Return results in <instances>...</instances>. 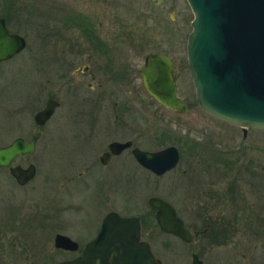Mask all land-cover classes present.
<instances>
[{
  "label": "rangeland",
  "instance_id": "obj_1",
  "mask_svg": "<svg viewBox=\"0 0 264 264\" xmlns=\"http://www.w3.org/2000/svg\"><path fill=\"white\" fill-rule=\"evenodd\" d=\"M0 16L10 33L19 34L26 41L24 50L0 63V146L36 129L33 116L48 95L61 102L46 123L35 153L16 161L33 163L36 180L18 189L10 183L7 171L0 169L1 228L6 229L7 219L32 223L29 233L49 236L47 248L52 252H38L52 260L47 264H53L74 256L53 252L55 234L67 235L83 246L96 235L103 217L114 211L139 218L141 239L149 243L161 264H191V253L198 242L189 246L162 233L154 209L147 203L150 197H159L185 213L190 204L183 199L181 167L156 177L143 170L117 172L112 166H100L98 158L105 141L128 136L125 130L122 134H104L100 142L91 143L87 160L80 161L81 153L88 149L82 126L75 124L77 120L86 123L85 117L78 116H89V127L96 128L100 135L102 129L120 123L112 124L115 121L107 114L110 108L128 101L141 110L137 131L144 139L142 146H154L157 137L160 145L155 147L180 145L182 135L205 142L214 139L212 144L215 141L222 149H231L233 158L240 156L236 170L264 169V131L247 130L244 135L240 127L221 123L199 108L187 66L186 43L193 17L187 1L165 0L156 4L151 0H0ZM59 16L70 21L63 27L62 35L68 37L72 48L61 47L63 43L54 45L52 33L60 28L55 24ZM88 25L92 32L87 30ZM91 42L105 44L104 52L100 46H91ZM150 52L168 55L178 66L176 91L187 107L185 113L163 108L146 93L139 80V95L133 96L129 79L114 81L107 73L97 71L106 65L112 69L127 63L129 67H140ZM57 57L61 58V67ZM85 66L88 70L74 77L76 70ZM92 76L97 79L92 81ZM79 78L89 81L95 92H110L104 105L98 103L93 110H84L91 105L75 103L83 100L85 94H74L71 86L64 85L65 79L70 82ZM26 99L28 113L22 109ZM22 122H27L26 131ZM166 133H174V137L168 139ZM91 158L95 159L92 163ZM91 165L95 167L90 171ZM84 169L87 171L80 175ZM238 239L236 260L222 245L214 250L208 264H243L239 262L242 253L249 258L244 264H264V242L255 237L250 242L243 234Z\"/></svg>",
  "mask_w": 264,
  "mask_h": 264
},
{
  "label": "water",
  "instance_id": "obj_2",
  "mask_svg": "<svg viewBox=\"0 0 264 264\" xmlns=\"http://www.w3.org/2000/svg\"><path fill=\"white\" fill-rule=\"evenodd\" d=\"M165 0H151L162 4ZM193 14L187 36L186 57L189 75L199 108L205 114L246 130L264 131V0H186ZM26 47L24 37L10 33L0 16V62L7 61ZM176 65L160 53H149L141 69L142 84L148 95L163 107L185 113L187 107L176 91ZM58 103L50 98L34 115L44 125ZM36 133L29 142L21 138L0 147V167H8L19 155L33 154ZM130 143L112 142L109 148L119 152ZM115 148H119L117 151ZM137 161L161 176L173 169L179 159L176 147L157 152L134 151ZM101 162L105 163L104 156ZM23 185L35 174V166L10 169ZM148 205L155 210L159 229L189 242L193 235L165 200L152 196ZM196 237L199 232L194 233ZM56 248L75 251L78 243L64 234H56ZM56 264H160L148 242L141 240L140 220L108 212L94 237L72 259ZM191 264H201L192 255Z\"/></svg>",
  "mask_w": 264,
  "mask_h": 264
},
{
  "label": "flooded vegetation",
  "instance_id": "obj_3",
  "mask_svg": "<svg viewBox=\"0 0 264 264\" xmlns=\"http://www.w3.org/2000/svg\"><path fill=\"white\" fill-rule=\"evenodd\" d=\"M69 22L70 21H68V19L63 20L61 16L56 19L55 24L56 26L59 25L60 28L59 30H57L56 28V31L52 33V36H54V45L58 46L63 43L65 44L61 46L63 48L74 47L71 42L67 41L68 37L66 38L62 35L64 31L62 30L63 27L69 24ZM87 30H90V32H92L90 25L87 26ZM89 44H91V46H100L103 52L105 50V44L103 43L93 44V42H91ZM162 55L169 57L165 54ZM56 61H58L61 67V58L57 57ZM125 65L126 66H116L112 69H110L109 65H106L104 69L102 68L101 70H99V68H97V71L100 74L107 73L110 80L125 81L124 79H129L130 84H132V86L129 87H132V91L134 92L133 96L139 95L140 87L138 86H143L141 69L144 65V61L143 65H141L140 67L136 64H133L132 67H129V63ZM177 67L178 66L176 65V70ZM88 68V66H85L79 70H76V74H74V77L78 78L80 74L86 72ZM95 79H97V77L92 76L91 80L93 81ZM137 80H139L140 85H138V83L136 82ZM69 86H71L72 93L78 95H82L83 93L85 94L83 100L79 102L78 100L75 101V103H84L87 105H91L89 107L86 106L84 110H93L98 103L104 105L105 98L110 93L106 90L95 92V90L91 88L90 82L85 78L75 79L70 82H66L65 79L64 87ZM129 92L132 94L131 90H129ZM50 98L58 103L55 110L60 107L61 102L48 95L44 105L38 111L46 106L47 101ZM27 99L25 100V103L22 107L23 111H25L24 113H28L27 111L29 110V100ZM167 110L173 111L170 109ZM110 111L111 112H108L107 114L109 117H113L112 120H114L115 122H113L112 124L118 121H120V123H118L117 125L114 124L113 127L108 126L107 128L102 129V133L100 135L95 132L97 130L96 128L89 127L90 122L87 123L88 118H90L89 116H78L79 119L81 117H85L84 120L86 121V123L82 122V120H77L75 124H79L82 126L81 129L83 130L84 135L83 139L86 140L85 142L88 149L87 153H81L80 161L87 160L91 143L100 142L104 134H122L125 130L129 132L128 136L112 138L108 141H105V147H102L100 149L101 153L98 158L100 166H112L111 168L113 169V171L117 172L127 171L129 173H135V171L138 172L143 170L156 177H162L167 174V172L161 176H158L150 170L146 169L137 161L134 151L138 149L143 152L153 153L163 150L169 146L176 147L179 153V159L176 166L168 171V173L174 170H178V167H181L179 169V173L182 176V181L180 183L181 187L183 188V199L185 200V203L190 204V207H188V209H185V213H181L176 206L168 201L167 202L174 208L176 216L181 219L183 225L193 235V238L189 242H186L172 234H164L177 238L181 240V242L189 246L193 245L194 242L197 241V248L196 250L194 249L195 252L191 253V259L192 255L195 254L201 261V264H208L214 250L217 247L224 245L229 248V256L236 260V257L239 254V251L237 249L239 243L237 242L239 240L238 237L240 236V234H243L250 242L254 240V237L256 240L264 242V169L256 171H250L246 169L244 170V172L236 170L235 168L237 166V162L241 160L239 159L240 156L233 158L234 152L231 149H226L225 147L224 149H222V145H218L215 141L214 144H212L214 139H211L212 141L209 140V143V141L205 142L204 139H194L189 138L187 135H182L180 145L166 144L162 147H155L160 145L159 137L155 136L157 137L155 138L157 142H155L154 146H142L144 139L142 138V134L137 131L141 118L140 107L132 105L128 101H123L121 105H118L117 103L114 104V106L110 108ZM86 114H90V112L86 111ZM33 122L36 125L35 130H33L31 133L27 131L29 133L26 132V135L16 136L13 138V140L21 138L23 139V141L29 142L33 139L34 134L37 133L39 136L37 137L35 142L36 151L37 143L43 136V131L47 122L44 125L39 126L35 123L34 116ZM27 126V122H22V128H24L25 131L28 128ZM240 129L243 130L242 128ZM242 132L245 135L247 130L246 132ZM173 134L174 133H166L168 139L173 138L174 136H171ZM12 141L7 143L6 145L10 144ZM112 142L130 144L128 147H125L122 150H118L119 148H115V150H118L119 152H113L109 148V145ZM149 145H153V143L150 142ZM33 154L19 155L11 162L10 166L0 167V169H4L7 171L8 177L10 176V183L14 187L21 189L27 187L29 184L33 183L36 180V167L33 178L23 185H20L16 181L10 171V169L15 166L28 168L30 165H34L33 163L25 164L16 162L19 158H25ZM101 156H104L106 161L105 163L101 162ZM94 160L95 159L91 158V163L94 162ZM94 167L95 166L91 165L90 171ZM86 171L87 170L84 169L80 172V175L84 174ZM1 225L3 224L0 223V264H19V261L22 258H25L22 264H47L48 262L50 263V261H52L49 258L46 259V257L41 252H38V250L42 252H52L47 248V242H50V240L48 239L49 236L44 234L40 235L29 233V231L33 229H29L30 226H33L32 223H26L20 219H7V223L5 224L6 229L1 228ZM195 232H199L200 236L196 237L194 234ZM94 237L87 241L83 246H80V244L78 243V249L75 251L56 248L53 238V252L55 253L56 251L57 253L61 251L63 253H73L74 256L72 258H75L81 253L82 249L87 245V243L94 239ZM40 242L41 244H39ZM72 258H65L63 260ZM240 258L241 259L239 262L243 264L245 260L249 259L243 253L241 254ZM58 262H61V260L53 264H56Z\"/></svg>",
  "mask_w": 264,
  "mask_h": 264
}]
</instances>
